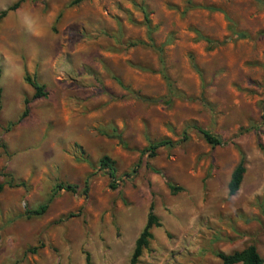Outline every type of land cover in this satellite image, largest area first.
Here are the masks:
<instances>
[{
	"label": "rangeland",
	"instance_id": "rangeland-1",
	"mask_svg": "<svg viewBox=\"0 0 264 264\" xmlns=\"http://www.w3.org/2000/svg\"><path fill=\"white\" fill-rule=\"evenodd\" d=\"M74 2L0 19V264H129L150 204L160 227L136 264H220L248 245L264 264V0ZM58 184L78 189L26 215Z\"/></svg>",
	"mask_w": 264,
	"mask_h": 264
},
{
	"label": "trees",
	"instance_id": "trees-1",
	"mask_svg": "<svg viewBox=\"0 0 264 264\" xmlns=\"http://www.w3.org/2000/svg\"><path fill=\"white\" fill-rule=\"evenodd\" d=\"M80 1L82 0H75L74 3H79ZM21 2L22 0H18L11 6L0 11V19L4 18L7 13L14 12L18 8ZM23 82L28 87H30V89L32 90V96H31L32 100L41 99L45 97V94L43 93V87L38 85L33 79L25 77L23 78ZM0 95H1V90H0ZM23 103H24V109L22 113L20 114L19 118L17 119L16 124L19 121H21L27 114V108H26L27 101L24 100ZM10 125H14V124H10ZM191 129L196 131V133L200 136L202 141L209 147H216L220 145L221 143L220 139L217 136L212 135L208 131L194 127V126L191 127ZM110 137H112L113 139H116L118 143H120V145L123 146L120 135L116 134L114 129L111 130ZM186 139L187 137L185 133H182L181 141H186ZM172 146L173 144L170 141L161 140V141L149 144L148 147L141 152V155L143 153H146L147 157L152 158L155 156V152L158 149L170 148ZM97 170L105 173L108 180L110 181V183L108 184V188L110 190H115L116 185L114 184V182L116 181V169H115L114 163L105 156L101 157L97 162ZM133 173H134V170L131 171V174ZM243 174H244L243 160L240 159V161L237 163V165L232 170L230 177H229V181L227 183V195L229 197L234 196L235 193L237 192L239 185L241 183ZM87 180L88 179H85L82 184L81 194L83 196H86L87 194V188H88ZM165 186L167 190L170 192H174L176 190L175 187H173L171 184L167 182L165 183ZM77 189H78L77 186H72V185H65V184L56 185L51 190L50 196L42 204L38 205L33 210L27 212L26 215H28L29 217H36V218L42 216L47 210L49 203L51 202L52 198L57 194V192L64 191V192L74 194L76 193ZM159 227H160V223L158 222V219L152 213V204H150L148 207V212L146 215L145 223L142 227L141 232L139 233L138 237L136 238L134 242V247H133L130 259H129V264L137 263V260L140 257L142 250H145L147 248L149 241L152 239V236L150 233L151 229L152 228L157 229ZM35 251H36L35 249H32L30 250V253H34ZM214 256L216 259H218L220 264H262V260L258 256L256 249L253 245H248L244 247L242 250L232 252L231 254L225 255L223 253H215ZM85 263L86 264L88 263L87 257H85Z\"/></svg>",
	"mask_w": 264,
	"mask_h": 264
}]
</instances>
